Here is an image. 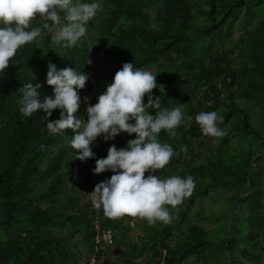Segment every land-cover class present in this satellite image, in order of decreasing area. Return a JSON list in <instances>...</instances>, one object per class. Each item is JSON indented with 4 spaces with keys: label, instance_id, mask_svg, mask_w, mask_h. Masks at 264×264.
<instances>
[{
    "label": "trees",
    "instance_id": "trees-1",
    "mask_svg": "<svg viewBox=\"0 0 264 264\" xmlns=\"http://www.w3.org/2000/svg\"><path fill=\"white\" fill-rule=\"evenodd\" d=\"M100 2L71 48L51 45L58 24L34 18L29 28L39 35L0 72V264H264V0ZM49 61L87 74L74 115L84 114L123 62L156 73L151 92L162 108L182 107L176 135L157 136L174 154L152 174L191 175L195 187L174 208L166 205L168 222L107 218L88 195L112 174L93 173L95 159L135 133L97 136L95 156L80 161L67 143L72 130L46 128L59 110L19 112L25 82L39 81L41 99L52 95ZM202 111L224 116L225 135L201 133L194 118ZM107 230L111 243L102 237Z\"/></svg>",
    "mask_w": 264,
    "mask_h": 264
},
{
    "label": "clouds",
    "instance_id": "clouds-1",
    "mask_svg": "<svg viewBox=\"0 0 264 264\" xmlns=\"http://www.w3.org/2000/svg\"><path fill=\"white\" fill-rule=\"evenodd\" d=\"M101 7L100 0H0V72L19 47L39 35L38 27L29 28L37 16L45 22V27L49 21L59 25L51 35V45L71 48L85 35L87 23ZM61 11L63 24L58 14ZM46 67L45 83L51 86L52 95L41 99L39 81L25 82L19 88L22 93L18 100L19 112L27 117L39 110L47 117L54 109L59 110V118L46 120V128L49 133L72 130L67 143L74 158L84 161L94 157L91 146L97 136L108 141L122 131L135 133L134 138L126 141V146L109 145L106 155L95 159L93 173L110 170L112 174L88 192L93 207L101 209L110 219L128 215L142 218L149 225L168 222L171 217L166 205L174 208L181 203L193 191L195 181L191 175L160 179L152 174L174 154L168 143L157 139L158 134L164 130L169 136H175V129L183 119L181 106L162 108L161 97H153L151 90L157 87L156 73L134 69L132 62H123L96 101L86 104L84 114L77 116L74 113L81 104L78 90L84 87L87 74L73 67L58 69L51 61ZM145 96L147 102H143ZM149 109L154 111L150 113ZM194 119L203 135H225L218 126L224 116L216 111L199 112Z\"/></svg>",
    "mask_w": 264,
    "mask_h": 264
},
{
    "label": "rangeland",
    "instance_id": "rangeland-1",
    "mask_svg": "<svg viewBox=\"0 0 264 264\" xmlns=\"http://www.w3.org/2000/svg\"><path fill=\"white\" fill-rule=\"evenodd\" d=\"M233 35H234V37H237L238 36V32H234L233 33ZM85 36V35H84ZM90 192V191H89ZM88 195H89V193H88ZM221 195V193H214L213 194V196L215 197V198H217L218 196H220ZM130 224H131V230L130 231H128V236L130 237V238H132V239H135L136 238V235L139 233V229H138V226H137V224L135 223V221H131L130 222ZM104 234H105V232H104ZM103 237V236H102ZM104 238V237H103Z\"/></svg>",
    "mask_w": 264,
    "mask_h": 264
},
{
    "label": "built area",
    "instance_id": "built-area-1",
    "mask_svg": "<svg viewBox=\"0 0 264 264\" xmlns=\"http://www.w3.org/2000/svg\"><path fill=\"white\" fill-rule=\"evenodd\" d=\"M103 237H104V239H106V241L108 242V243H111V233H110V231H105V234H103Z\"/></svg>",
    "mask_w": 264,
    "mask_h": 264
}]
</instances>
